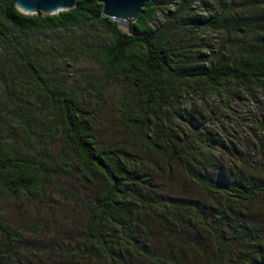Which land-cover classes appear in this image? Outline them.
I'll use <instances>...</instances> for the list:
<instances>
[{
  "label": "trees",
  "instance_id": "trees-1",
  "mask_svg": "<svg viewBox=\"0 0 264 264\" xmlns=\"http://www.w3.org/2000/svg\"><path fill=\"white\" fill-rule=\"evenodd\" d=\"M195 1L144 0L126 31L98 0L52 13L0 0V189L43 191L57 166L73 164L87 182L94 173L103 181L90 190L94 208L80 196L86 240L68 236L60 253L68 264L101 256L108 264H164L162 255L165 264H182L186 251L203 258L206 245L215 255L209 264H264V231L254 223L264 218V0H210L215 11L202 16ZM199 24L221 30L218 41L194 42L191 27ZM83 52L132 87L119 95L121 129L109 124L107 143L93 125L108 122L81 107L87 95L73 67ZM35 93L56 103L60 150L28 104ZM236 100L245 111L240 128L231 122ZM4 117L24 141L30 136L37 157L5 145L15 133L2 134ZM242 130L247 140L235 141ZM35 253L0 208V264H37Z\"/></svg>",
  "mask_w": 264,
  "mask_h": 264
},
{
  "label": "rangeland",
  "instance_id": "rangeland-1",
  "mask_svg": "<svg viewBox=\"0 0 264 264\" xmlns=\"http://www.w3.org/2000/svg\"><path fill=\"white\" fill-rule=\"evenodd\" d=\"M196 1L193 5L199 15L202 16L206 13L211 14L215 11V5L211 4L210 0H205L206 4H203V0H199L198 3ZM254 14H256V11H252V15ZM168 15L169 12L159 13L160 17ZM226 21H231V19H227L225 22ZM191 29L194 30V42L197 43H208L210 39L211 42H213L217 35L221 36L222 32L221 30H214L208 25L202 24L191 27ZM218 45L219 44L214 45L212 51L216 50ZM207 56H209V52ZM61 65L62 64H59L60 67ZM69 67L68 65L62 66V68L67 69ZM73 68H76L74 74H77L78 79H75L77 85L82 87L87 95L81 101V107L84 109H91L90 112L92 111V113L108 122V129H105L98 123L93 125L94 135L97 136L98 140L102 143H107L110 141V136L113 133L111 132L109 124L121 129L120 120H118L117 116V105L120 100L119 95L122 94L124 90L131 91L132 89V87H129V80H124V82H126L125 87L124 82H122L123 85H119L118 81H114L112 77L106 74L105 68L96 61L94 55L88 52L80 53L77 56ZM68 79H71V77L68 76ZM86 80H89L90 83L87 84ZM1 93L2 81L0 80V94ZM87 101H89L90 104L86 106ZM208 102H212L213 108L216 107V102L213 97H211ZM236 102L237 104L234 101L233 105H235V113H239V115L237 116L235 114L237 117L236 119L231 118V122L240 128V120H243L241 113L245 111L244 107L241 105L243 100H236ZM262 103H264V100H262ZM28 104L37 110L35 112L38 113L41 121L50 129L45 134L46 137H50V139H48L49 146L52 150H60L62 146L65 145V140L63 128L60 122H58L59 117L55 112L57 110L54 109L56 104L55 101H52L50 98L46 99L44 96L36 95L35 93L29 96ZM249 108L252 113L256 111L255 105L249 106ZM2 126V134L7 135L11 131H13V134L15 133V138L5 145L13 148L17 147V151L20 154H22V152L26 153L27 157L32 154H34L35 157L38 156L35 148L31 146L30 136L25 135L26 140L24 141L23 135H18L14 126L5 119V117L2 118ZM253 131L255 132L257 130L254 129ZM243 135H245L244 130H242V134L240 132L238 135L235 133V141H238L237 139H244V141H246L248 135ZM23 141L26 146L21 148L18 144ZM247 148L249 149V147ZM251 149L254 150V148H250V150ZM57 167L58 168L54 171L55 175L52 177V181L43 191H39L34 185L32 188L20 191L18 194L12 196L0 189V208L3 211L4 219L10 228L22 235V242L31 246L36 252L33 256H30L37 264H68V261L63 259L60 255V253L65 250V246L69 239L68 236H75L72 237V239L84 236V240H86V234H83L81 230V225L83 226L81 209L83 207H81L82 202L80 201V196L87 203H85L86 205L94 208L95 200L90 190L95 187L98 188V184H103L98 173H94L91 176V182H87V178L83 176L81 171H78L75 164L69 166L67 170L64 167ZM74 193L78 194L75 198L72 197ZM75 200L81 203L78 204ZM257 215L258 217L260 216L259 214ZM254 217H256L254 223H258L260 229L264 231V218L259 217L258 220L257 216ZM199 232L202 233V231ZM205 242L204 239L198 240L197 245L202 247ZM21 244L24 248L23 243ZM50 249L54 251L51 257L48 255ZM205 249L206 251L203 258L200 257V253H197V258H194L186 251L182 264H209L215 258L213 247L206 245ZM162 258L165 264L167 260L164 255H162ZM80 262H83V259L74 261L73 264H78ZM94 264H108V262L106 260L102 261L101 256V259L99 257L94 260Z\"/></svg>",
  "mask_w": 264,
  "mask_h": 264
},
{
  "label": "water",
  "instance_id": "water-1",
  "mask_svg": "<svg viewBox=\"0 0 264 264\" xmlns=\"http://www.w3.org/2000/svg\"><path fill=\"white\" fill-rule=\"evenodd\" d=\"M102 4V14L118 22L124 30H130V23L141 10L144 0H98ZM74 0H15V5L23 12L52 13L73 5ZM125 24L120 23L121 20Z\"/></svg>",
  "mask_w": 264,
  "mask_h": 264
},
{
  "label": "bare ground",
  "instance_id": "bare-ground-1",
  "mask_svg": "<svg viewBox=\"0 0 264 264\" xmlns=\"http://www.w3.org/2000/svg\"><path fill=\"white\" fill-rule=\"evenodd\" d=\"M124 21H126V20H124V19H123V20H121V21H120V23H122V24H125V22H124Z\"/></svg>",
  "mask_w": 264,
  "mask_h": 264
}]
</instances>
